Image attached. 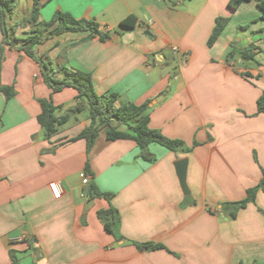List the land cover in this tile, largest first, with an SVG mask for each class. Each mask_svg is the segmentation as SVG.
Masks as SVG:
<instances>
[{"label": "crops", "instance_id": "crops-1", "mask_svg": "<svg viewBox=\"0 0 264 264\" xmlns=\"http://www.w3.org/2000/svg\"><path fill=\"white\" fill-rule=\"evenodd\" d=\"M228 3L39 0V21L62 11L94 20L111 35L106 41L89 33L45 36L34 54L49 61L55 80L71 79L65 70L90 74L95 92L116 95L117 106L151 101L150 128L188 150L151 144V162L133 141H109L106 128L89 155L84 140L72 142L90 125L85 103L45 140L40 100H52L62 115L80 104L78 93H54L47 72L21 42L6 45L0 27L1 82L15 90L11 98L0 94V264H11L10 252L18 264H264V191L236 208L263 177L264 114L257 102L264 93V14L256 2L236 11ZM34 6L18 0L7 20L20 40L32 30ZM132 16L136 26L121 27ZM219 18L228 23L209 47ZM248 51L254 60L243 61ZM184 159L189 203L175 167ZM82 172L114 195L115 237L98 218L107 201L92 198L85 211L89 186ZM53 182L62 188L60 199L49 188ZM146 244L164 248L138 247Z\"/></svg>", "mask_w": 264, "mask_h": 264}, {"label": "trees", "instance_id": "trees-1", "mask_svg": "<svg viewBox=\"0 0 264 264\" xmlns=\"http://www.w3.org/2000/svg\"><path fill=\"white\" fill-rule=\"evenodd\" d=\"M34 1V9L27 22L32 25V30L28 36L20 40L16 35V28L11 30L7 28L8 18L12 19L15 14L18 0H0V27L4 35L6 45L14 46L17 42H21L20 49L29 57L35 59L47 72L45 74V82L54 93L60 92L65 88H74L78 95L77 99L80 102L77 106L67 110L64 114L59 115V108L56 107L52 100H40L42 108L41 114L38 116V122L42 127L45 140H50L59 129L65 125L72 117L81 111V105L86 104L89 112L90 125L85 128L76 138L71 141L84 140L87 145V154L89 155L93 149L102 129L106 128V137L109 141L129 140L136 143L137 147L142 151V157L151 162L155 160L149 154V146L151 144L160 145L172 152L188 151L185 144L180 140H172L164 137L158 130L150 128V105L148 101L142 105L123 104L117 106V96L112 94L108 98L99 96L95 90L90 74L82 71L65 70L70 73L71 79L68 81H58L49 74L51 68L49 61L41 60L35 57L34 49L41 45L45 36L54 37L68 33H89L90 37H99L101 41H106L111 38L109 33L102 32L100 25L91 19H76L71 14L57 11L49 21H39V0ZM173 5H176L174 0H168ZM256 2L258 9L264 14V0H229L228 6L232 11H236L243 3ZM25 21L18 23V27H22ZM228 23V18H219L216 21V26L209 39L208 45L212 47L222 34ZM137 24L136 17H130L122 22L121 27L134 28ZM243 61L254 60L251 51L243 52L241 55ZM3 60V52L0 54V94H4L7 98L15 95L13 87L3 86L1 82V67ZM63 69V68H62ZM244 78H251L249 73L242 74ZM258 113L264 114V93L260 96L257 102ZM123 126L124 130L119 127ZM90 195L94 199L105 200L109 203V208L98 211V218L104 229L109 234L115 237L116 230L120 224L119 211L112 205L114 197L111 193L102 192L95 183L91 182ZM258 191H264V170L263 177L259 185L250 189L247 197L242 202L236 204V208H244L249 203L255 202ZM235 217V212L231 213ZM139 248L147 249H163L162 245L146 244L139 245ZM11 264H18V259L14 252H10Z\"/></svg>", "mask_w": 264, "mask_h": 264}, {"label": "water", "instance_id": "water-1", "mask_svg": "<svg viewBox=\"0 0 264 264\" xmlns=\"http://www.w3.org/2000/svg\"><path fill=\"white\" fill-rule=\"evenodd\" d=\"M176 171L180 180V184L182 190L185 194V201L189 203L191 201L190 190L187 185V167H188V160H180L175 164ZM87 194V203L85 205V211H89L94 206V200L90 195V187L86 190ZM188 205V204H186Z\"/></svg>", "mask_w": 264, "mask_h": 264}, {"label": "built area", "instance_id": "built-area-1", "mask_svg": "<svg viewBox=\"0 0 264 264\" xmlns=\"http://www.w3.org/2000/svg\"><path fill=\"white\" fill-rule=\"evenodd\" d=\"M158 1H163V0H158ZM174 1L177 5H180L183 2V0H174ZM80 179L82 180V184L84 186L90 185L89 177L85 172L80 173ZM49 188L55 199H60L62 197L63 192L59 183L53 182L50 184Z\"/></svg>", "mask_w": 264, "mask_h": 264}, {"label": "rangeland", "instance_id": "rangeland-1", "mask_svg": "<svg viewBox=\"0 0 264 264\" xmlns=\"http://www.w3.org/2000/svg\"><path fill=\"white\" fill-rule=\"evenodd\" d=\"M85 115H87V112H85Z\"/></svg>", "mask_w": 264, "mask_h": 264}]
</instances>
